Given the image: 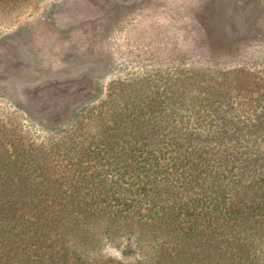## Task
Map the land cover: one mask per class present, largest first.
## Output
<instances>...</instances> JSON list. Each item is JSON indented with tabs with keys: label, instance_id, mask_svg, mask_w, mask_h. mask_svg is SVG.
I'll list each match as a JSON object with an SVG mask.
<instances>
[{
	"label": "trees",
	"instance_id": "16d2710c",
	"mask_svg": "<svg viewBox=\"0 0 264 264\" xmlns=\"http://www.w3.org/2000/svg\"><path fill=\"white\" fill-rule=\"evenodd\" d=\"M248 75L169 101L132 89L42 141L0 108V264H95L135 240L136 264H264V72Z\"/></svg>",
	"mask_w": 264,
	"mask_h": 264
},
{
	"label": "rangeland",
	"instance_id": "374dc122",
	"mask_svg": "<svg viewBox=\"0 0 264 264\" xmlns=\"http://www.w3.org/2000/svg\"><path fill=\"white\" fill-rule=\"evenodd\" d=\"M259 72L264 0H0V108L35 141L132 89L169 101L175 85L199 93ZM129 243L125 255L104 241L94 263L136 264L143 244Z\"/></svg>",
	"mask_w": 264,
	"mask_h": 264
}]
</instances>
